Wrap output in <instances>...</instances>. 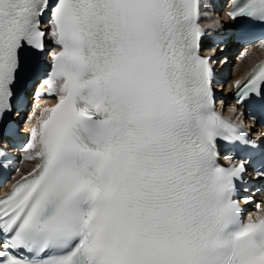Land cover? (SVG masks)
Instances as JSON below:
<instances>
[{"label": "snow or ice", "instance_id": "1", "mask_svg": "<svg viewBox=\"0 0 264 264\" xmlns=\"http://www.w3.org/2000/svg\"><path fill=\"white\" fill-rule=\"evenodd\" d=\"M233 42L264 50V0H0V264H264V61L220 84Z\"/></svg>", "mask_w": 264, "mask_h": 264}]
</instances>
